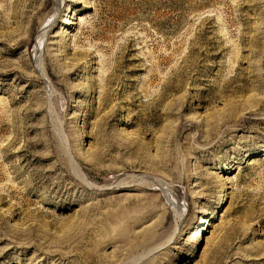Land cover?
Wrapping results in <instances>:
<instances>
[{"label":"rangeland","instance_id":"rangeland-1","mask_svg":"<svg viewBox=\"0 0 264 264\" xmlns=\"http://www.w3.org/2000/svg\"><path fill=\"white\" fill-rule=\"evenodd\" d=\"M0 264H264V0H0Z\"/></svg>","mask_w":264,"mask_h":264},{"label":"bare ground","instance_id":"bare-ground-1","mask_svg":"<svg viewBox=\"0 0 264 264\" xmlns=\"http://www.w3.org/2000/svg\"><path fill=\"white\" fill-rule=\"evenodd\" d=\"M68 22H71V21H69V19L68 18H65V22L64 23H68ZM68 25V24H67ZM44 35H46V34H44ZM202 220V219H201ZM203 222V221H202Z\"/></svg>","mask_w":264,"mask_h":264}]
</instances>
